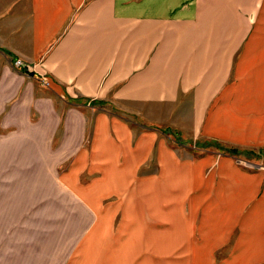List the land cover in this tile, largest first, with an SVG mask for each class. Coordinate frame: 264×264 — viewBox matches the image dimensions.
Wrapping results in <instances>:
<instances>
[{
    "label": "crops",
    "instance_id": "crops-1",
    "mask_svg": "<svg viewBox=\"0 0 264 264\" xmlns=\"http://www.w3.org/2000/svg\"><path fill=\"white\" fill-rule=\"evenodd\" d=\"M251 1L258 27L264 0ZM229 8L228 0H0V129H6L0 133V264H165L174 250H88L111 236L108 212L99 221L91 209L92 226L85 230L82 215V231L75 232L79 221L69 211L68 195L85 214L81 179L103 165L95 156L103 153L112 162L94 190L124 191L130 169L116 168L124 153L138 148L140 157L148 158L149 144L156 141L159 148L157 136L133 135L125 119L103 108L91 120L80 110L102 103L126 115L151 105L145 98L158 96L148 101L166 100L177 111L209 112L207 137L234 146H263L264 27L246 42L238 60L227 51L230 45H217L213 53L210 32L245 29L230 28ZM4 59L8 66H2ZM16 60L28 68H14ZM15 79L27 87L21 89ZM41 92L48 95L44 109L38 108ZM54 99L69 100L60 103L70 113L59 151L52 148L56 134L37 135L30 117L34 110H59ZM6 111L28 113L16 126L11 116L4 119ZM87 125L93 127L90 150ZM207 163H174L175 182L189 189L196 184L207 191H241L243 199L246 192L255 195L258 177L234 169L229 158L222 159L205 186L199 165ZM221 174L224 180L213 184ZM39 180L43 186L38 187ZM148 185L134 190L146 191ZM46 190L62 192L56 199L66 208L64 214L38 215L50 198L38 199V191ZM38 221L44 224L39 230Z\"/></svg>",
    "mask_w": 264,
    "mask_h": 264
},
{
    "label": "rangeland",
    "instance_id": "rangeland-1",
    "mask_svg": "<svg viewBox=\"0 0 264 264\" xmlns=\"http://www.w3.org/2000/svg\"><path fill=\"white\" fill-rule=\"evenodd\" d=\"M212 1L220 3L225 0ZM250 2L252 1L228 0L230 28L236 26L245 29L210 32L211 38L208 41L212 44L213 53L217 45H230L229 50L227 46L223 48H227L229 54L238 60L245 50L246 42L258 29L264 27V16L258 21L261 25L257 27L253 24L257 20L253 12L254 8L248 7ZM248 27L255 28L246 29ZM232 45L235 48L230 51ZM18 61L21 62L16 60L14 68ZM21 63L24 65L21 68H28L23 62ZM7 64L9 62L5 60L2 66H8ZM14 83L15 85L20 83L21 89L27 87V84L17 79ZM46 97L48 98L47 94L38 93V108L44 109L48 106L45 103ZM151 98L148 100H152ZM145 100V103L151 105L141 106V110H134L132 114L126 115L102 103H100L101 107L98 104L92 106L91 103L88 109L80 110L88 120H91L94 114L103 108L112 117L119 116L125 119L133 135H155L159 139V148L156 141L148 145V158L145 156L141 158L138 148L132 153H124L121 166L118 164L116 167L119 171L126 167L130 169L129 186L124 191L94 190L104 182V171L110 168L109 163L112 162L109 161L110 157H103V153H98L94 161L98 163L99 158H102L100 164L103 165L94 167L92 172L90 169L89 172L87 170L83 178L81 177L85 188L79 191V194L82 195L84 204L89 206H85V214L77 207V204L81 203L69 193V211L75 214L79 221L74 222V225H77L75 232L82 231L78 228V225L82 226V215H85L83 222L85 230L92 226L95 215L91 213V209L99 217V221L100 215L106 212L109 213V219L112 221L111 236L107 239L102 238L103 242L99 247L92 248V243L88 250H174L165 258V264H264V145L234 146L207 137L204 134L205 116L209 112L177 111L166 100L148 101L147 98ZM67 101L69 100L54 99L55 107L59 110L52 112L34 110L30 116L36 125L37 135L50 136L52 131L56 134L52 148L58 149L57 151L60 150L59 140L66 129L63 125L64 119L70 113L66 110L69 106L60 103L66 104ZM27 113V111H6L2 114L4 119H9L11 116L12 123H10L19 126ZM2 130L6 129H0V133ZM86 134L85 146L86 150H90L93 145L90 141L93 136L91 125L86 126ZM40 145L38 143V147ZM223 158H229L234 169L241 173L258 177L255 195L246 192L248 196L243 199L244 193L241 191L220 192L215 191L216 189L207 191L203 186L197 188L196 184L189 189L188 184L184 187L183 184L175 182L174 163L177 167H181L184 163L194 166L202 161L208 162L206 165H199L206 186L209 178L215 176ZM54 161L57 163L58 160ZM185 169L190 170L191 167ZM189 170L185 172L189 174ZM57 171L61 172V169ZM55 176L59 178V174L53 175L54 179ZM222 180L224 176L221 174L213 184H218ZM147 181L148 190H134ZM39 182L38 187L43 186L44 181L39 180ZM58 186L62 192L66 191L63 186ZM61 191H38V199L50 197L45 210L38 208V215L64 214L66 208L59 202L60 198L56 199V195L61 194ZM43 227L44 224L38 221V230Z\"/></svg>",
    "mask_w": 264,
    "mask_h": 264
},
{
    "label": "built area",
    "instance_id": "built-area-1",
    "mask_svg": "<svg viewBox=\"0 0 264 264\" xmlns=\"http://www.w3.org/2000/svg\"><path fill=\"white\" fill-rule=\"evenodd\" d=\"M23 66H24V65H23L21 62H19V61L15 63V67H16V68H21V67H23Z\"/></svg>",
    "mask_w": 264,
    "mask_h": 264
}]
</instances>
